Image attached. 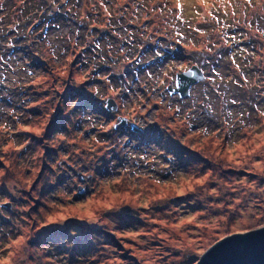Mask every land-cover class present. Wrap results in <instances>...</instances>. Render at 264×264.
I'll list each match as a JSON object with an SVG mask.
<instances>
[{
    "label": "rangeland",
    "instance_id": "rangeland-1",
    "mask_svg": "<svg viewBox=\"0 0 264 264\" xmlns=\"http://www.w3.org/2000/svg\"><path fill=\"white\" fill-rule=\"evenodd\" d=\"M262 227L264 0H0V264H196Z\"/></svg>",
    "mask_w": 264,
    "mask_h": 264
},
{
    "label": "water",
    "instance_id": "water-1",
    "mask_svg": "<svg viewBox=\"0 0 264 264\" xmlns=\"http://www.w3.org/2000/svg\"><path fill=\"white\" fill-rule=\"evenodd\" d=\"M200 80H204L202 70L192 65L188 70L177 73L175 87L167 86L169 94L177 93L187 95L189 88ZM117 105L113 99H107L106 110H116ZM127 125V118L118 117L119 126ZM132 131L140 132L135 123L130 122ZM81 178V177H80ZM79 188V192H83ZM196 264H264V227L241 234L229 235L207 249Z\"/></svg>",
    "mask_w": 264,
    "mask_h": 264
},
{
    "label": "flooded vegetation",
    "instance_id": "flooded-vegetation-1",
    "mask_svg": "<svg viewBox=\"0 0 264 264\" xmlns=\"http://www.w3.org/2000/svg\"><path fill=\"white\" fill-rule=\"evenodd\" d=\"M127 124L129 125V122H128V120H127Z\"/></svg>",
    "mask_w": 264,
    "mask_h": 264
}]
</instances>
